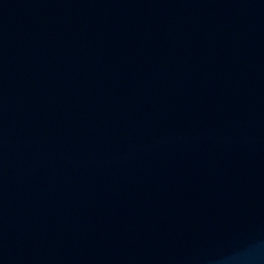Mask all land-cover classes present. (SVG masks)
I'll return each instance as SVG.
<instances>
[{
  "label": "water",
  "instance_id": "water-1",
  "mask_svg": "<svg viewBox=\"0 0 264 264\" xmlns=\"http://www.w3.org/2000/svg\"><path fill=\"white\" fill-rule=\"evenodd\" d=\"M0 264H259L118 128L27 0H0Z\"/></svg>",
  "mask_w": 264,
  "mask_h": 264
}]
</instances>
